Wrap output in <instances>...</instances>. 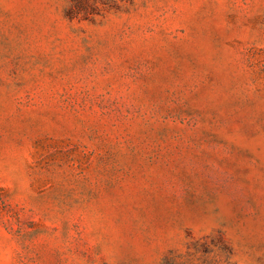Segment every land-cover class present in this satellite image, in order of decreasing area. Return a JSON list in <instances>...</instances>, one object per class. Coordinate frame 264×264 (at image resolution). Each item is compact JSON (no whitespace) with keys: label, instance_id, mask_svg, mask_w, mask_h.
<instances>
[{"label":"rangeland","instance_id":"rangeland-1","mask_svg":"<svg viewBox=\"0 0 264 264\" xmlns=\"http://www.w3.org/2000/svg\"><path fill=\"white\" fill-rule=\"evenodd\" d=\"M0 0V264H264V0Z\"/></svg>","mask_w":264,"mask_h":264},{"label":"trees","instance_id":"trees-1","mask_svg":"<svg viewBox=\"0 0 264 264\" xmlns=\"http://www.w3.org/2000/svg\"><path fill=\"white\" fill-rule=\"evenodd\" d=\"M114 1L116 0H71L67 11L69 15L73 16L96 9L100 4L106 5Z\"/></svg>","mask_w":264,"mask_h":264}]
</instances>
